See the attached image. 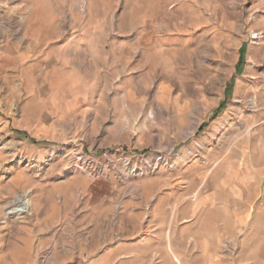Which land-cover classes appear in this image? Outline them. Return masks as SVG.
<instances>
[{
	"label": "rangeland",
	"instance_id": "374dc122",
	"mask_svg": "<svg viewBox=\"0 0 264 264\" xmlns=\"http://www.w3.org/2000/svg\"><path fill=\"white\" fill-rule=\"evenodd\" d=\"M0 264H264V0H0Z\"/></svg>",
	"mask_w": 264,
	"mask_h": 264
},
{
	"label": "trees",
	"instance_id": "16d2710c",
	"mask_svg": "<svg viewBox=\"0 0 264 264\" xmlns=\"http://www.w3.org/2000/svg\"><path fill=\"white\" fill-rule=\"evenodd\" d=\"M226 92H227V90H226ZM224 106H225V102L222 101V102L220 103L219 107L217 108V110L213 113V116L211 117L210 121L216 119V118L220 115V113L222 112ZM207 125H208V123H204V124L200 127L199 132L201 133V132L207 127Z\"/></svg>",
	"mask_w": 264,
	"mask_h": 264
},
{
	"label": "bare ground",
	"instance_id": "6f19581e",
	"mask_svg": "<svg viewBox=\"0 0 264 264\" xmlns=\"http://www.w3.org/2000/svg\"><path fill=\"white\" fill-rule=\"evenodd\" d=\"M31 208V203L29 200H23L20 204V207L16 210L18 213H23L27 209ZM13 214V213H12Z\"/></svg>",
	"mask_w": 264,
	"mask_h": 264
}]
</instances>
